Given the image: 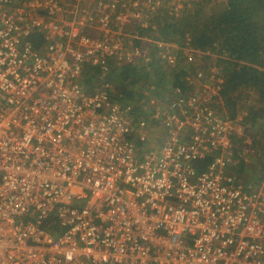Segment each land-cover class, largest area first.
<instances>
[{"label":"built area","instance_id":"2783aa9c","mask_svg":"<svg viewBox=\"0 0 264 264\" xmlns=\"http://www.w3.org/2000/svg\"><path fill=\"white\" fill-rule=\"evenodd\" d=\"M161 5L0 0V264H264V180L236 171L253 140L224 55L139 33ZM181 61L162 106L107 80Z\"/></svg>","mask_w":264,"mask_h":264},{"label":"trees","instance_id":"16d2710c","mask_svg":"<svg viewBox=\"0 0 264 264\" xmlns=\"http://www.w3.org/2000/svg\"><path fill=\"white\" fill-rule=\"evenodd\" d=\"M252 5L242 6L244 0H230L229 10L222 15H213L208 21L201 22L200 11L188 6L198 4L196 0L184 1L182 16L178 17L170 7L161 5L153 16H149L147 28L137 25L136 30L141 34L169 39L189 38L198 48L211 49L223 54L224 71L227 75L224 84V103L231 114L236 112L242 94L247 90H254L259 100L264 101V0H247ZM193 5V6H194ZM36 46L42 44L39 35L31 36ZM150 71H146V70ZM150 77V88L158 90H172L180 85L185 74V64L181 61L176 69H169L162 63L124 67L120 71H113L107 75V80L114 82L117 97L124 102H139L143 92H137L133 86L144 81L142 75ZM149 79V78H148ZM97 80L93 73H88L85 84L90 88ZM144 86H142V89ZM151 90V91H152ZM146 99L150 98L146 94ZM238 112V111H237ZM236 112V113H237ZM235 113V114H236ZM263 112L250 113L253 121ZM249 116V114L247 115ZM246 118V134L253 140L251 157L256 156L257 147L264 150V138H260L258 131L254 132V123ZM251 122V123H250ZM248 161H241L236 169L239 175H246Z\"/></svg>","mask_w":264,"mask_h":264},{"label":"rangeland","instance_id":"374dc122","mask_svg":"<svg viewBox=\"0 0 264 264\" xmlns=\"http://www.w3.org/2000/svg\"><path fill=\"white\" fill-rule=\"evenodd\" d=\"M184 1L191 2V0H163V5H166L171 8V10L178 16H182V10L184 8ZM198 4L196 6L192 5L190 3L188 6L191 8H195V10L200 11L199 19L201 22L208 21L210 17L213 15H222L225 11L227 12L229 10V3L230 0H196ZM251 4V1L244 0V2L241 3V5L247 6ZM184 39V38H180ZM223 55V54H222ZM147 67V65H146ZM150 71V70H146ZM142 78L144 81L140 82L139 85L133 86V89H137V92L142 91L143 94L149 96L150 98L146 99L147 97L140 96L139 102H144L147 104H144L145 106H151L153 104L152 100H154V104L156 105H164L167 100L170 98V90H158L159 93L156 94V90L153 91L151 88L149 90L148 85L150 86V77H148V74L142 75ZM149 78V79H148ZM101 82V79L96 80V84H99ZM142 86L144 88L142 89ZM152 90V91H151ZM239 112L241 116H244V119L246 118L248 120H252V123L254 125L253 131H258L260 134V138H264V101H260L257 93L254 90H247L242 94V98L239 100V103L236 108V112ZM258 111L263 112L260 114V117H258L257 120L253 121L250 113ZM235 112V113H236ZM249 114V116H247ZM247 120V121H248ZM157 130H160V127L156 128ZM263 147L260 145L259 149L257 147V154L256 156H249L248 157V167L246 168V175L243 176L246 180H250L251 182H257L259 180H264V150ZM244 179V180H245ZM245 180V181H246Z\"/></svg>","mask_w":264,"mask_h":264}]
</instances>
